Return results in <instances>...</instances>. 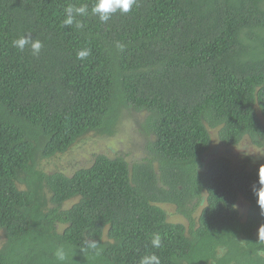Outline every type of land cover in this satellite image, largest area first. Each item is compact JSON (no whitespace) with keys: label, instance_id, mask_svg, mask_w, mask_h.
I'll use <instances>...</instances> for the list:
<instances>
[{"label":"trees","instance_id":"obj_1","mask_svg":"<svg viewBox=\"0 0 264 264\" xmlns=\"http://www.w3.org/2000/svg\"><path fill=\"white\" fill-rule=\"evenodd\" d=\"M95 2L0 0V264H60L59 246L65 264H139L151 253L161 264H264L259 167L205 161L212 130L226 147L264 146V0H137L107 23ZM69 4L87 5L83 28L62 25ZM28 33L43 42L38 56L12 46ZM129 108L148 115L153 159L131 168L99 155L72 176L36 169V155L112 134ZM92 239L98 253L82 252Z\"/></svg>","mask_w":264,"mask_h":264},{"label":"rangeland","instance_id":"obj_2","mask_svg":"<svg viewBox=\"0 0 264 264\" xmlns=\"http://www.w3.org/2000/svg\"><path fill=\"white\" fill-rule=\"evenodd\" d=\"M146 112H139L133 108L123 109L122 115L112 134H102L91 131L78 139L74 145L64 154H58L52 158H43L36 155L35 166L45 173L63 172L72 176L77 170L89 167L93 164L96 157L105 155L109 158L123 157L131 168L137 163H143L148 159H153L154 154L151 149V142L154 136L145 129ZM264 124V118L261 117ZM212 147L205 155L206 163L215 159H225L236 168L247 166L257 168L264 163V146L260 147L253 144L250 140H244L234 147H226L218 138L217 130H212ZM158 168V162L155 163ZM26 183H18L21 189L27 188ZM76 200L68 201L64 204L65 208H70ZM206 201L197 208V216L202 212ZM168 214L170 222H179L189 225L187 219L178 213L177 207L172 204L161 205ZM250 204L244 199L238 203L243 219H246ZM63 228H60L62 231ZM259 230L257 231V235ZM4 240L3 232L0 231V245Z\"/></svg>","mask_w":264,"mask_h":264},{"label":"clouds","instance_id":"obj_3","mask_svg":"<svg viewBox=\"0 0 264 264\" xmlns=\"http://www.w3.org/2000/svg\"><path fill=\"white\" fill-rule=\"evenodd\" d=\"M137 4V0H96L93 4L91 13L98 16L100 22L107 23L117 12L129 13L133 7ZM88 14L87 5H81L79 7L69 4L64 9V19L62 25L65 27L75 25L76 28L81 29L84 25L77 20L78 16H85ZM12 46L19 49L21 52L26 47H30L33 56H38L43 48V42L38 38H33L31 33L19 36L12 40ZM116 48L123 52L126 45L120 42L116 43ZM91 54V49H81L77 51L76 58L83 60ZM258 183L259 187L253 185V194L257 197V204L262 212H264V163L260 164L258 169ZM258 241L264 242V225H261L258 233ZM150 243L152 247L159 249L162 246V237L159 233L152 235ZM82 252L98 253L99 242L97 240H85L80 249ZM55 259L60 264H65L69 259V253L64 246H59L54 252ZM139 264H161V259L155 253L144 255L140 258Z\"/></svg>","mask_w":264,"mask_h":264}]
</instances>
